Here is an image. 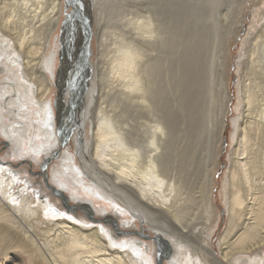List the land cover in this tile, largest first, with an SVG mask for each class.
Returning <instances> with one entry per match:
<instances>
[{
	"label": "bare ground",
	"instance_id": "6f19581e",
	"mask_svg": "<svg viewBox=\"0 0 264 264\" xmlns=\"http://www.w3.org/2000/svg\"><path fill=\"white\" fill-rule=\"evenodd\" d=\"M251 1L232 0L224 26L216 0L183 23L182 0H83L72 64L66 0H0V131L43 169L60 156L57 184L43 176L66 209L16 192L0 161V264H151L143 241L118 242L117 210L155 264H264V10Z\"/></svg>",
	"mask_w": 264,
	"mask_h": 264
},
{
	"label": "rangeland",
	"instance_id": "374dc122",
	"mask_svg": "<svg viewBox=\"0 0 264 264\" xmlns=\"http://www.w3.org/2000/svg\"><path fill=\"white\" fill-rule=\"evenodd\" d=\"M177 1L180 2V0H177ZM209 1L212 2V0H198V2H197V0L196 1L195 0H182V3L179 4L180 8H177V13H178V17H179L178 19L182 23L186 22L187 19L190 20L188 17L193 19V17H191V14L193 12H194V14L195 13L199 14V16H201V13H203L205 16H207V11L209 10L208 7L210 8V6H209L210 2ZM231 1L232 0H216V5H217V7L219 6L218 9L220 8V5H221V8H220L221 11H222L223 8L225 9V10L223 9V11L221 12V16H219L220 14L218 15L219 18L217 16L218 19H221V20L217 19L219 21L220 25L224 24V26H225L227 24L226 23L227 21L225 19L226 16H223V15H225V13H228L227 12L228 10L231 13V11L229 9ZM223 2H227V3H223ZM261 2H262V0L258 1V4H260L258 6H260L261 9L264 10V5L261 4ZM74 3H76V5H77V12L75 14V18L73 19V21H71V23L69 25V27L71 28V31H73V32H72V34L70 35V37H69V39L67 41V45L69 47V51H72V53H70V55H71L70 56V63L72 62V64L75 63L76 59H78V57H79L80 45L78 43L80 41H79L78 38L82 37L81 35L85 34V19H86L85 18L86 10H85V7H84L83 0H74ZM251 3L253 4L254 1L252 0ZM255 3H257V2H255ZM212 4H213V2H212ZM225 6H228V7H225ZM252 7H253V5L249 7V11L247 12L248 20H246V23L248 21V23H247L248 25L250 24V20H251L250 11H251ZM210 10H211V8H210ZM219 13H220V11H219ZM197 14H195V15L197 16ZM65 17H64V19H65ZM231 22H232V19H231ZM191 24H192V21H191ZM224 26H221V27H224ZM61 27H62V25H61ZM221 27L219 29L222 31ZM247 28H248V26H247ZM59 35H60V37H59V39L57 41L56 50L58 52V56L60 57V55L62 54V52L64 50V44H63L62 32H59ZM93 45H95L94 46V50L97 53V48H96L97 47V40L94 41ZM238 49L239 48L236 45H233V47L231 48V52H233L232 62H234V60L238 59L237 58ZM96 53L91 54V60H93L94 64L97 62ZM59 57H57V65H56V70H55L57 75H58V73L60 71H62V68H60L61 66L59 65ZM230 71L235 73V69L233 67L231 68ZM67 74H68V72H67ZM69 74H68V76L72 77L74 75V72H69ZM236 83L237 82L235 80H233L231 82L232 85H235ZM235 96H236V94L234 95V97ZM55 99H56V95L54 94L53 103H54ZM234 103H236V102H234ZM234 103L231 104V110H232V107H233ZM215 107H217L216 104H215ZM211 112H213V111L211 110ZM233 115H234V112L232 110V112L229 113V117L228 118H230ZM229 125H230V123H229ZM230 127H231V125L229 127H227V131L225 133L224 143H225V141H226V143H225L224 147H223V143H222V145H220L221 148H222L221 152H220V159H219V161H220V171L218 172L217 177H222L223 176L224 171H225L226 167L229 164L228 154H229V152L232 149V146L230 144V135H229L230 134V129H231ZM5 138L6 137L0 131V161H1V166L5 168L6 175H8L10 178L16 179V184H17L16 188L17 189L15 191L16 192H19V191H25V192L26 191H32V192L35 193L36 201L37 200H47L48 199V200H50V203H51L52 207L58 208L59 211H62V212L66 211V209L64 207V201L62 200V198L60 196H57L56 194H54L52 189H50V187L48 186L49 184H51V185L57 184L51 177H52V175L54 173H56L55 172L56 169H54V167H60V163H62L60 156H58V158L56 157V158L52 159V161H50L48 163V165L46 166V169H43L42 168V163H43V159H44V158H42L43 154L41 155V158H39V160L36 161L33 157L31 158L28 155L23 157V156H19V154H17V152L9 153L8 150H9L10 147L6 145ZM74 140H75L74 136L70 135L65 140L64 144L62 145V147L60 149L64 150V152H65V150L67 148H69V146H71V145H73V148H74V145H75V141ZM64 152L62 151L61 154H64ZM45 171H46V173H52L51 176H50L51 180H49L50 183L48 185L45 182L46 178L44 179V176H43L44 174H46ZM48 179H49V177H48ZM220 186H221V183L219 184V187ZM219 187L217 189L218 190L217 191V195H219V190H220ZM66 194L68 196H70L72 193L66 192ZM94 205L97 208L102 209V205L99 203V201H96ZM98 205H100V207H98ZM103 212L105 213L106 211H98L97 215L100 216V215H102ZM107 212L113 213V212H115V208L113 206L112 207H108L107 208ZM77 214L79 216L78 219H81L84 223H86L87 217L83 213V211L82 210H77L76 211V216H77ZM116 216H117L118 222H119L118 223L119 224L118 228L121 229V230H125L127 232H130V233L126 234V235L120 236L118 238L119 239L118 242L124 243V241H126V243H127V242H130V240L131 241H134V240L143 241V244H147V248H146V246L141 245V249H143L142 251H144V253H146L145 256L150 260L151 264H155V261H154L155 260V255H154L155 254V250L152 247V244L149 243V240H145V238L141 237L140 235H137L138 232L136 233V230L133 227H130L129 229L128 228L124 229L123 224H125L124 223L125 220H129V221L133 222V219L130 218V215L128 213H126V215H124V217H120V213L117 210ZM91 224L92 223L90 222L89 225H91ZM104 226L109 231H111V230H112V232L116 231L115 228L111 224L105 223ZM131 228H132V230H131ZM137 229L140 230V226H138ZM147 232L149 233L150 230L148 229ZM214 241H216V239H214ZM148 247H150V253H148ZM166 261H168V260L164 259L165 263H167Z\"/></svg>",
	"mask_w": 264,
	"mask_h": 264
},
{
	"label": "water",
	"instance_id": "95a60500",
	"mask_svg": "<svg viewBox=\"0 0 264 264\" xmlns=\"http://www.w3.org/2000/svg\"><path fill=\"white\" fill-rule=\"evenodd\" d=\"M67 4L71 6V12L70 15H75L77 12V5L74 3V0H66Z\"/></svg>",
	"mask_w": 264,
	"mask_h": 264
}]
</instances>
